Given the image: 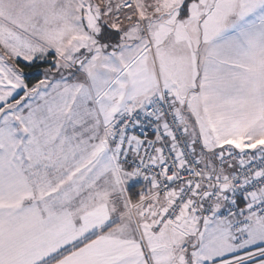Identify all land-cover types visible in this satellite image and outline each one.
I'll use <instances>...</instances> for the list:
<instances>
[{
  "label": "snow or ice",
  "instance_id": "obj_1",
  "mask_svg": "<svg viewBox=\"0 0 264 264\" xmlns=\"http://www.w3.org/2000/svg\"><path fill=\"white\" fill-rule=\"evenodd\" d=\"M0 264H264V0H0Z\"/></svg>",
  "mask_w": 264,
  "mask_h": 264
}]
</instances>
